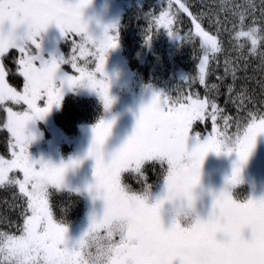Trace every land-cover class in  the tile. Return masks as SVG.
<instances>
[{
	"label": "snow or ice",
	"instance_id": "6c2138e0",
	"mask_svg": "<svg viewBox=\"0 0 264 264\" xmlns=\"http://www.w3.org/2000/svg\"><path fill=\"white\" fill-rule=\"evenodd\" d=\"M87 3L89 0H0V19L27 14L31 20V34L26 41L16 43L0 40V53L6 52L10 47H15L23 53L19 59L21 66L19 71L24 76L23 91L18 92L5 82L4 69L0 66V102L24 101L27 105L22 112L13 111L11 107L6 109L7 119L4 126L13 137L12 155L10 159L0 156V186H18L24 207L19 235L8 233L12 241L9 247L10 256L22 254L24 264H39L44 259L48 260V264H65V257L75 256L73 264H80L79 255L86 247L87 237L101 229L112 214L113 199L135 194L124 191L125 184L134 189L125 182L126 179L136 180L141 188L149 181L147 170L149 168L155 170L158 164L160 177L171 181L176 175L174 165L186 155L190 159L184 169L185 180L187 183H195L199 179L201 163L209 151L216 153L234 151L236 160L233 161L231 175L225 178V187L212 193V216L225 219L223 228L227 236L218 244V253L209 264H264V197H248L241 201L233 199L228 188V185L239 182L241 165L253 148L257 134L264 132V98L257 101L259 107L252 105L251 111H247L243 118L236 120L235 133L229 135L216 132L217 114L221 113L215 99L219 88L216 84L209 85L205 77L206 66L210 59L207 53L218 51L221 43L217 36L210 35L201 27L197 22L198 16H194L193 23L201 37V47L206 54L200 57L197 77L205 86L207 94L201 98L194 92H189L185 96L181 91L175 97H171L168 94L154 92L149 102L140 107L131 134L106 160L101 158L99 146L103 138L108 135L112 121L101 119L92 126V142L86 156L95 157V180L87 187L89 192H92L93 188L103 189L104 214L102 216L93 214L87 230L73 243H68L65 225L53 219L48 186H60L64 178V167L75 166L80 161L70 158L67 162L56 166L43 160L31 159L27 152L30 136L26 134L25 128L30 119L42 118L52 104L59 103L61 88L65 82L69 86L86 83L98 91L105 107L111 103L104 63L106 51L117 43V33L115 31L109 33L106 27L99 39L89 35L86 25L81 22L82 9ZM180 8L189 12V8L184 4H180ZM164 15L161 13V17ZM189 15L193 13L189 12ZM50 22H55L62 34L75 32L81 35L82 40L74 44V47H79L80 54H83L86 48H91V54L95 57L94 68L78 65L75 57L67 60L65 57L50 59L41 57L39 33ZM161 22L158 19L157 26ZM163 23L167 29V21ZM209 23L211 24L212 21L210 20ZM169 34L175 35L171 31ZM232 34L241 48L245 46V41L250 42L248 52L255 53L258 42L264 43V19L259 23L254 19L245 24L241 16L240 27L239 29L234 27ZM150 37L149 31L145 40ZM29 42L35 46V52L32 54L28 53ZM260 56L264 62V51ZM34 61L39 63L36 64ZM63 62L70 63L79 75L65 73L58 77L59 65ZM227 88L229 92L234 90L231 84ZM249 95L251 100H255L254 96ZM239 96L241 104L238 107L243 108V95L239 94ZM40 99H43L42 106L37 103ZM208 116L213 121V134L204 135L201 140L198 138L200 133H195L197 138L189 149L187 140L192 122L197 118L204 121ZM223 119L224 127H227L229 117L225 116ZM157 128H161L165 135H156ZM14 169L22 172V178L15 173L10 175V171ZM125 170L127 177H122V172L125 173ZM99 194L97 191L96 195ZM141 207L152 217L150 240L138 247L124 243L119 245L116 264H121L119 256L123 255L134 257L135 264H174L176 253L172 240L182 230L177 226L164 229L154 216V206L141 203ZM210 226L209 222L197 224L198 229H207ZM245 229L249 233L247 236L244 235ZM179 264H195V262L185 258L181 259Z\"/></svg>",
	"mask_w": 264,
	"mask_h": 264
},
{
	"label": "trees",
	"instance_id": "16d2710c",
	"mask_svg": "<svg viewBox=\"0 0 264 264\" xmlns=\"http://www.w3.org/2000/svg\"><path fill=\"white\" fill-rule=\"evenodd\" d=\"M180 4L188 7L193 15L180 8ZM262 10L264 0H130L118 18L117 41L136 84L171 97L182 91L185 96L194 92L203 98L207 93L205 86L199 82L197 73L200 57L206 53L201 47V37L193 23L194 16H198L197 22L201 27L210 35L217 36L221 43L218 51L207 53L210 59L205 78L209 85L216 84L219 88L215 99L221 113L217 114L216 132L230 135L237 131L236 120L251 111L252 105L259 107L257 101L264 98V62L260 56L264 51V43L258 42L256 52L249 53L250 42L245 41V46L241 48L232 34V29H239L241 16L245 24L254 19L257 23L261 22L264 19ZM161 13L165 15L161 17ZM158 19L162 21L159 26ZM164 21L168 23L167 29ZM149 31L151 37L146 41L145 36ZM169 31L175 35H170ZM72 36L74 37L69 33L68 38L64 39V47ZM19 59L20 51L15 48H9L1 55L7 81L21 90L24 78L19 72ZM63 67L66 69L67 65L64 64ZM229 84L233 86L232 92L228 91ZM239 94L243 95V108L238 107L241 104ZM249 94L255 100H251ZM18 104V107H12L16 111L25 110L23 104ZM102 108L103 103L98 96L69 93L61 98L59 107L54 111L53 120L66 136L74 138L79 126L98 120ZM225 116L229 117L227 127H224ZM3 120L4 111L0 108V122ZM212 124L210 116L204 121L197 118L192 122L190 134L195 136V133H200L198 138L202 140L204 135L213 134ZM11 142L10 133L1 126V154L9 157L7 152ZM64 147L66 144L60 143L63 156ZM147 174L149 186L152 187L160 178L159 165L157 164L155 170L149 168ZM123 176L127 177V171L122 173ZM125 182L134 189L140 188V184L132 178ZM245 189L247 187H234L231 195L233 198L245 200V196L241 195ZM48 192L53 219L58 223L82 217L85 199L80 194L60 188H50ZM23 210L18 187L0 186V231L19 235Z\"/></svg>",
	"mask_w": 264,
	"mask_h": 264
},
{
	"label": "rangeland",
	"instance_id": "374dc122",
	"mask_svg": "<svg viewBox=\"0 0 264 264\" xmlns=\"http://www.w3.org/2000/svg\"><path fill=\"white\" fill-rule=\"evenodd\" d=\"M129 1L130 0H89V3L82 9V18L87 22L89 32L94 36L102 35L106 27L109 33L113 31L116 32L118 18ZM112 25L115 27H110ZM69 33L73 34L74 37L72 36L70 40L65 43L64 47L62 42H64L65 38H68ZM69 33L67 35L62 34L55 22H50L46 28L41 31L38 37L40 40L39 52L41 57L44 59L65 57V60L75 57L78 65L94 68L95 57L91 54V48H86V51L80 54L79 47H74V44L82 40L81 35L75 32ZM34 52L35 46L29 42L28 53L32 54ZM2 54L3 53H0V66L3 67V61L1 60ZM22 55L23 53L20 51V58ZM34 63L38 64L39 62L34 61ZM199 63L200 60L198 65ZM64 64L67 65L66 69L63 67ZM104 71L107 74L108 95L111 98V103L107 107H105L103 99L98 91L89 87L86 83H75L69 86L67 82H65L61 88L59 103L52 104L49 111L43 114L42 118L30 119L25 128L26 134L30 136L27 152L31 159L51 161L57 164L62 161H67L70 158L79 159L80 161L74 167H69L66 170L63 182L60 186H48V191L50 188L70 190L77 192L85 199V209L82 217L80 219L74 218L75 220L61 223L66 227L65 236L69 244L77 240L87 230L92 215L95 214L99 216L103 210L102 199L94 197V194L89 192L87 187L94 180L92 175L94 161L91 157L86 156L88 145L91 142L92 126L101 119L111 120V131L106 140L105 147L107 150L117 147L133 131L140 107L149 102L153 93L157 92L155 90L146 89V87L140 86L133 81L132 75L121 53L118 41L114 47L106 51ZM65 73L79 75L77 70L73 68L70 63L63 62L59 65L58 77ZM20 74L23 76L21 72ZM4 80L9 86L15 88L7 81L5 71ZM23 86L21 90L15 89L18 92H22ZM69 93L88 97L98 96L103 103V108L98 120L92 124L79 126L74 138L66 136L53 120L54 111L59 107L61 98ZM18 103L23 104L25 109L27 108L24 101L0 102V108L4 111V120L2 123L0 122V127L5 125L7 119L6 109L11 107L13 111H16L12 106L18 107ZM37 103L42 106L43 99L38 100ZM22 111L24 110L18 112ZM10 135L12 137L11 133ZM196 138V136L189 135L187 140L189 149L195 143ZM60 143L66 144V147H64L65 156L61 154ZM7 154L9 157L1 153L0 156H3L5 159H10L12 155L11 147ZM235 160L236 153L234 151H221L219 153L209 151L205 155L200 168V185L197 188L199 196L196 201V209L201 215H206L210 208L212 193L218 192L222 187H225V178L231 175L233 161ZM126 171L127 170H125V172ZM11 173H15L20 178L23 176L22 172L18 169L11 170L10 174ZM162 185L163 179L160 177L158 181L150 187L152 193L155 194L159 192ZM234 187H247L245 190L248 191V194L245 190L243 194H241L245 196V199L248 197L257 198L264 195V189L261 190V188L264 187V132L257 134L253 148L246 161L241 165L239 182L234 185H228L230 194L232 193L231 189ZM233 199H239V197ZM165 223H167V215L165 216ZM99 231L102 233L103 229H99ZM244 234L245 236L249 234L247 229L244 230Z\"/></svg>",
	"mask_w": 264,
	"mask_h": 264
},
{
	"label": "clouds",
	"instance_id": "9594fccd",
	"mask_svg": "<svg viewBox=\"0 0 264 264\" xmlns=\"http://www.w3.org/2000/svg\"><path fill=\"white\" fill-rule=\"evenodd\" d=\"M81 22L86 25L87 33L94 36L89 32L87 22L82 16ZM30 26L31 20L27 14H18L14 18L4 17L0 19V40L16 43L26 41L31 34ZM95 37L99 39L100 35H95ZM110 131L111 128L99 146L101 158L105 160L110 158L126 140L124 139L117 147L107 150L105 145ZM156 135L163 136L165 133L161 128H157ZM88 156L94 161L92 175L95 180L96 160L94 156ZM189 159L185 155L176 162L174 165L175 178L171 181L163 180L161 190L155 194L152 193L149 183L139 189H132L125 184L124 191L134 192L135 194L113 199V212L102 225L103 232L101 233L98 229L87 237L86 247L79 255L80 264H116L119 245L124 243L131 247H138L147 243L151 235L152 217L145 213L141 203L154 206V216L164 229L177 226L182 230L172 240L176 253L174 264H179V261L185 258L194 261L195 264H209L218 253V244L227 236L223 228L225 219L223 217H213L211 206L206 215H201L197 211L196 201L199 196L197 188L200 185L201 173L197 182H186L184 169L189 163ZM67 161H62L59 164L51 161L46 162L60 166ZM69 167L74 166L64 167L63 174ZM97 191H99V195H96ZM92 193L103 201V210L99 215L102 216L105 208L103 189L93 188ZM261 197H264V195L257 198ZM166 215L167 223H165ZM200 222H209L211 226L207 229H198L197 224ZM11 243L8 233L0 231V264H24L22 254L10 256L9 247ZM74 260L75 256L64 258L65 264H73ZM119 260L121 264H135L134 257L130 255L119 256ZM39 264H48V260H41Z\"/></svg>",
	"mask_w": 264,
	"mask_h": 264
}]
</instances>
